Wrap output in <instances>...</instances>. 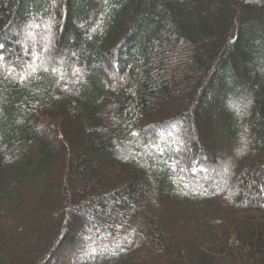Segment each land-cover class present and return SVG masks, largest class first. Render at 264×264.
Returning <instances> with one entry per match:
<instances>
[{"label": "trees", "instance_id": "1", "mask_svg": "<svg viewBox=\"0 0 264 264\" xmlns=\"http://www.w3.org/2000/svg\"><path fill=\"white\" fill-rule=\"evenodd\" d=\"M0 44V264H264V0H0Z\"/></svg>", "mask_w": 264, "mask_h": 264}, {"label": "rangeland", "instance_id": "2", "mask_svg": "<svg viewBox=\"0 0 264 264\" xmlns=\"http://www.w3.org/2000/svg\"><path fill=\"white\" fill-rule=\"evenodd\" d=\"M50 34V33H49ZM52 34H50L49 37H51ZM50 40H48L49 42ZM45 51H47V48L45 49ZM56 77L60 78L61 76V72H64V71H59V70H54L52 71ZM71 78V77H70ZM231 105V108L232 109H236V113H237V117H242V113H244V109H242L241 107L238 106V104H230ZM238 106V107H237ZM245 136L242 135L241 137V140L240 142L238 141L237 143H235L234 145H232L230 148L226 149L225 151V155L223 154L222 155V159H221V163L220 165H218V169L217 170H214L210 175V177H207L204 175V177L202 178L203 181V185L204 183H212L215 187H220V188H224V189H228L230 187V185L233 183V180H234V172L233 171H229V170H226L225 168V165L227 163V155L230 153V154H233L236 153V155L238 153H240L243 149H245L246 147V142H247V137L244 138ZM145 150L147 151V154H150L152 152H156L157 151V147H154L152 145H148V146H144ZM238 159V157H236V160ZM229 162V161H228ZM177 176L179 177H183V176H180L177 174ZM201 179V178H200ZM199 179V180H200ZM199 189H202V186L199 188ZM111 240H114V237H112ZM124 240L126 241V238L125 237H122V239H120V242ZM121 245V244H120ZM72 258H68L66 260H63L62 264H69L70 262H72ZM53 263L54 264H59L58 262H56V260L53 259Z\"/></svg>", "mask_w": 264, "mask_h": 264}, {"label": "snow or ice", "instance_id": "3", "mask_svg": "<svg viewBox=\"0 0 264 264\" xmlns=\"http://www.w3.org/2000/svg\"><path fill=\"white\" fill-rule=\"evenodd\" d=\"M0 48H3V45L2 44H0ZM0 59H2V57H0ZM21 79H23V77Z\"/></svg>", "mask_w": 264, "mask_h": 264}]
</instances>
